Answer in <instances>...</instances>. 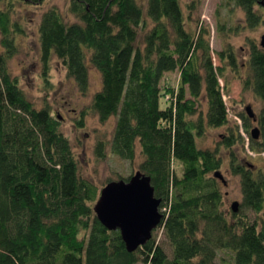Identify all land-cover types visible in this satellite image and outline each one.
I'll use <instances>...</instances> for the list:
<instances>
[{"label":"trees","instance_id":"1","mask_svg":"<svg viewBox=\"0 0 264 264\" xmlns=\"http://www.w3.org/2000/svg\"><path fill=\"white\" fill-rule=\"evenodd\" d=\"M228 1L243 10L247 27L264 24V0ZM68 9L76 20L67 21L56 6L40 16L43 74L55 56L85 93L87 63L98 70L101 85L88 108L100 122L114 117V129L108 141H96L95 153L102 157L106 145L129 161L140 153L138 168L160 199L163 240L154 229L128 251L120 231L97 219L98 189L80 174L57 116L48 104L36 106L10 71L23 27L13 0H0V264H264V169L231 152L242 197L228 212L224 184L214 175L219 149L197 141L207 127L227 125L224 146L244 144L243 130L249 149L264 152V118L263 137L253 139L254 119L246 112L230 116L224 100L228 66L243 89L264 100V46L250 41L242 75L229 43L213 51L214 63L209 28L187 26L191 17L180 0H70ZM235 28L217 21L222 34ZM172 71L175 89L161 82Z\"/></svg>","mask_w":264,"mask_h":264},{"label":"rangeland","instance_id":"2","mask_svg":"<svg viewBox=\"0 0 264 264\" xmlns=\"http://www.w3.org/2000/svg\"><path fill=\"white\" fill-rule=\"evenodd\" d=\"M69 3L70 0H43L39 4H25L22 1L13 0V16L21 23L23 32L15 37L17 50L8 60V66L12 74L18 78L19 85L26 96L38 107L48 104L52 113L57 116L60 129L71 142L80 174L96 185L99 196L101 187L107 181L119 179V176H130L138 170L141 155L137 152L132 161L121 159L111 152L108 145L102 157L96 155L94 150L96 141H108L111 138L114 117L100 122L98 116L88 108L94 92L101 85L100 74L93 65L87 63L89 87L85 93L79 91L74 79L67 76L61 60L55 56L49 62L47 74H43L44 66L40 60L38 34L40 16L45 9L56 6L67 21H74L76 18L69 12ZM180 3L186 16L190 14L191 17L187 26L195 27L201 23L209 28L214 63L219 64V61L213 51L222 49L226 43H229L233 46L237 62L241 64V73L245 75L250 41L253 40L260 45L261 35L264 34V24H258L253 29L247 27L243 10L233 1L180 0ZM187 5L191 6L190 9ZM262 13L264 17V11ZM222 19L228 22L229 26L236 28L233 31L229 30L226 34L218 32L217 21L220 22ZM225 74L228 79V92L224 93V100L229 115L235 117L238 113H245V107L249 105L256 116V120L250 121L249 131L255 126L258 127V137L261 139L263 130L259 120L264 118V100L257 98L251 90L243 89L241 78L236 76L229 66ZM44 76L47 77V81L44 80ZM161 82L163 86L175 89L178 82L177 71L166 73ZM220 83L223 85L222 79ZM163 104L162 100L161 105ZM201 108L205 110V104ZM79 119H82L81 125L77 123ZM226 132L227 125L207 127L203 136L197 141L200 146L219 149L222 158L219 171L226 180V184L222 186L223 208L229 212L231 203L233 201L239 203L242 197L239 177L229 168L231 152H235L238 158L250 161L262 169H264V152L249 149L248 137L243 130L241 133L247 139L244 144H236L231 148L224 146L221 140ZM154 232L162 241L160 230L155 228Z\"/></svg>","mask_w":264,"mask_h":264},{"label":"water","instance_id":"3","mask_svg":"<svg viewBox=\"0 0 264 264\" xmlns=\"http://www.w3.org/2000/svg\"><path fill=\"white\" fill-rule=\"evenodd\" d=\"M260 45L264 46V34ZM245 112L256 120L251 107L247 105ZM259 128L250 130L253 139L258 138ZM214 175L226 184L222 173L218 170ZM160 199L154 196L150 177L136 170L128 179L107 181L100 189L93 210L97 219L107 229H118L128 251L135 250L144 244L158 227L162 213L159 209ZM238 202L231 203V209L237 210Z\"/></svg>","mask_w":264,"mask_h":264}]
</instances>
